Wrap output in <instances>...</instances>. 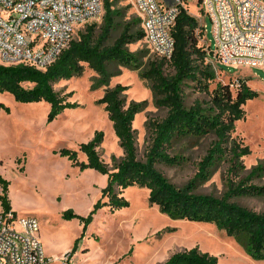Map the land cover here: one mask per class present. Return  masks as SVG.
I'll return each instance as SVG.
<instances>
[{
	"label": "rangeland",
	"instance_id": "rangeland-1",
	"mask_svg": "<svg viewBox=\"0 0 264 264\" xmlns=\"http://www.w3.org/2000/svg\"><path fill=\"white\" fill-rule=\"evenodd\" d=\"M113 1L126 20L133 22L139 17L132 0ZM183 7L205 27V34H200L199 28L194 34L197 46L207 54L203 65L209 64L215 74V78L208 81V91L199 89L196 82L185 84V105L189 106L195 99L208 101L209 92L217 83H230L234 94L237 79H248V86L258 92V97L245 103V118L235 122L234 134L251 150L243 157L245 169L237 178V181L244 180L251 168L264 163V65L218 61L212 51L215 41L211 23L199 9L198 0H183ZM102 14L103 10L93 21L99 24ZM127 48L137 57L139 67H110L112 75L107 86L96 85L97 74L86 64L79 76L53 82L60 96L78 106L63 110L50 122L46 119L49 111L46 102L22 103L9 93L0 94V101L10 108L9 113L0 111V175L9 181L8 197L16 214L37 218L38 236L49 258L46 264H161L171 254L192 247L217 256L218 264H264V260L247 254L242 240L228 236L214 224L173 219L162 214L156 205L149 204L148 190L135 185L121 189V195L129 201L128 207L111 211L108 206H99L85 230L78 219L62 217L67 209L87 216L97 202L106 201L102 190L106 187L107 175L92 169L80 171L66 157L59 156L58 150L63 147L77 150L79 143L90 140L95 131H102L103 139L97 147L100 158L112 170L122 157L112 123L104 106L97 103L105 88L119 83L125 86L126 105L142 104L132 123L140 159L148 145L146 123L166 114L165 108L154 103L150 81L140 76L149 62L162 57L144 39L130 43ZM196 62L199 63L200 58ZM163 68L165 74L173 73L168 63H164ZM213 140V135L180 139L171 155L182 156L183 160L174 165L159 163L156 167L171 183L183 186L195 177L197 162ZM77 158L85 160L81 152ZM226 178L223 163L206 181L197 184L195 193L220 196L227 190ZM248 182L264 187V175L254 176ZM234 200L256 212H264V194ZM72 248H75L73 255L67 257L66 253Z\"/></svg>",
	"mask_w": 264,
	"mask_h": 264
},
{
	"label": "trees",
	"instance_id": "trees-1",
	"mask_svg": "<svg viewBox=\"0 0 264 264\" xmlns=\"http://www.w3.org/2000/svg\"><path fill=\"white\" fill-rule=\"evenodd\" d=\"M102 7L100 23H86L45 70L22 64H0V94L9 93L15 101L22 103L46 102L49 104L46 119L50 122L63 110L78 106L76 102L66 101L60 96L54 90L53 82L79 76L83 64H86L97 74L96 85L107 86L112 75L110 67H139L137 57L127 46L144 39L140 17L133 22L126 20L113 0H102ZM178 8L170 30L174 39L170 59L151 61L140 73L151 83L154 103L166 109L163 118L150 119L146 123L149 139L143 159L138 157L132 126L142 104L130 102L126 105L123 100L125 86L119 83L105 88L97 103L104 106L123 154L110 170L97 151L103 139L102 131H95L90 140L79 143L77 150L67 147L58 150L59 156L66 157L80 171L92 169L107 175V184L102 190L106 201L97 202L87 216L67 209L62 217L78 219L85 230L99 206H108L111 211L128 207L129 201L121 195V189L135 185L148 190L149 204L156 205L162 214L173 219L214 224L228 236L242 240L250 257L264 260V212H256L234 200L236 197L264 194V187L248 182L254 176L264 175V163L257 164L244 180L237 181L245 169L243 157L251 150L234 134L235 122L245 118V103L258 97V92L248 86V79H237L234 94L230 83H217L209 92L208 101L195 99L189 106L185 105V84L196 82L199 89L208 91V81L213 80L215 74L209 64L203 65L207 54L197 46L194 32L199 28L200 34H203V26L184 7L179 5ZM197 58H200L199 63ZM164 63L173 69L172 74L164 73ZM25 83L31 86L27 87ZM0 111L9 113L10 108L0 101ZM207 135H213L214 140L197 162L195 177L185 185H174L157 169L159 163L174 165L183 160L182 156L171 155L176 141ZM78 152L84 154L85 160H78ZM223 163L226 165L227 190L220 196L195 193L197 184L206 181L212 171ZM8 185L9 181L0 175V206L3 212L12 210ZM74 250L72 248L66 256L73 255ZM161 264H218V257L192 247L171 254Z\"/></svg>",
	"mask_w": 264,
	"mask_h": 264
},
{
	"label": "built area",
	"instance_id": "built-area-1",
	"mask_svg": "<svg viewBox=\"0 0 264 264\" xmlns=\"http://www.w3.org/2000/svg\"><path fill=\"white\" fill-rule=\"evenodd\" d=\"M132 2L146 43L170 59V30L183 0ZM198 5L210 20L218 61L264 65V0H198ZM102 10V0H0V64L45 70ZM38 231L35 216L0 211V264H46Z\"/></svg>",
	"mask_w": 264,
	"mask_h": 264
},
{
	"label": "crops",
	"instance_id": "crops-1",
	"mask_svg": "<svg viewBox=\"0 0 264 264\" xmlns=\"http://www.w3.org/2000/svg\"><path fill=\"white\" fill-rule=\"evenodd\" d=\"M12 210L14 211V209L12 208Z\"/></svg>",
	"mask_w": 264,
	"mask_h": 264
}]
</instances>
